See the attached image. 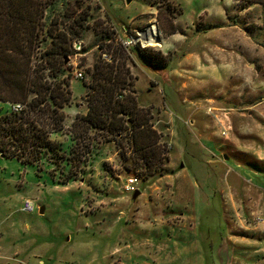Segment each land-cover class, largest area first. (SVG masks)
I'll list each match as a JSON object with an SVG mask.
<instances>
[{"label": "rangeland", "instance_id": "374dc122", "mask_svg": "<svg viewBox=\"0 0 264 264\" xmlns=\"http://www.w3.org/2000/svg\"><path fill=\"white\" fill-rule=\"evenodd\" d=\"M43 1L46 28L55 21L52 28L69 39L71 103L65 131L53 136L61 152L69 154L75 115L87 111V70L97 59L111 61L100 48L119 44L131 50L137 103L151 111L166 160L163 176L143 179L125 141L121 158L99 136L72 171L48 152L33 164L0 154V264H264V6ZM151 24L158 47L129 44ZM43 34L36 53L50 47ZM135 48L170 60L164 70L149 69ZM188 55L199 59L184 60ZM208 107L230 113L226 139ZM10 113L0 102V119ZM27 200L33 212L23 209Z\"/></svg>", "mask_w": 264, "mask_h": 264}, {"label": "trees", "instance_id": "16d2710c", "mask_svg": "<svg viewBox=\"0 0 264 264\" xmlns=\"http://www.w3.org/2000/svg\"><path fill=\"white\" fill-rule=\"evenodd\" d=\"M232 1L241 9L251 4L264 6V0ZM48 6L43 0H0V102L23 106L21 112L0 119L1 156L33 164L48 152L53 159L66 161L72 171L92 154L99 136L105 143H114L121 158L126 154L125 141L144 172L143 179L163 176L166 151L161 135L153 128L151 111L138 106L133 88L136 78L127 66L131 50L119 44L114 49L107 45L105 52L100 48L111 61L97 59L87 70L88 79L82 81L87 111L75 115L66 132L69 154L64 155L60 144L52 140L65 131L64 109L71 103V89L69 75L65 76L69 39L52 28L55 21L50 20L46 28ZM43 31L51 40L50 47L36 53L44 41ZM133 52L152 70H164L170 60L161 52L139 48Z\"/></svg>", "mask_w": 264, "mask_h": 264}, {"label": "built area", "instance_id": "2783aa9c", "mask_svg": "<svg viewBox=\"0 0 264 264\" xmlns=\"http://www.w3.org/2000/svg\"><path fill=\"white\" fill-rule=\"evenodd\" d=\"M137 41L140 40H133L131 38L129 40V44H135ZM77 80H83V76L81 73H78L75 77ZM23 109V106L20 104H13L11 105V113H19ZM207 114L212 117V119L216 122V125L220 128V135L222 138L226 139L228 137L229 131L231 130L230 126H227V119L230 117V113L226 112L225 110L222 109H217L213 107H208L207 109ZM133 180H130L127 185V189H132L130 188V184H132ZM23 209L28 212H33L34 211V205L31 201H24L23 204Z\"/></svg>", "mask_w": 264, "mask_h": 264}, {"label": "bare ground", "instance_id": "6f19581e", "mask_svg": "<svg viewBox=\"0 0 264 264\" xmlns=\"http://www.w3.org/2000/svg\"><path fill=\"white\" fill-rule=\"evenodd\" d=\"M143 46H159L160 45V39L159 34L156 26L154 24H151L148 26V28L145 31L144 37L140 39Z\"/></svg>", "mask_w": 264, "mask_h": 264}, {"label": "crops", "instance_id": "0c3cea01", "mask_svg": "<svg viewBox=\"0 0 264 264\" xmlns=\"http://www.w3.org/2000/svg\"><path fill=\"white\" fill-rule=\"evenodd\" d=\"M233 2V1H232ZM233 4H234V2H233ZM199 58H197V57H191L190 55H188V56H186V58H184V60H186V61H189V60H191V61H193L194 63L198 60ZM190 124H195V121L194 120H192V121H190ZM54 136V135H53ZM53 136H52V140H55V139H53ZM67 139V138H66ZM118 262V261H117ZM120 262H118V264H119ZM121 264V263H120Z\"/></svg>", "mask_w": 264, "mask_h": 264}, {"label": "water", "instance_id": "95a60500", "mask_svg": "<svg viewBox=\"0 0 264 264\" xmlns=\"http://www.w3.org/2000/svg\"><path fill=\"white\" fill-rule=\"evenodd\" d=\"M130 2V0H126V3H129ZM147 29V28H146ZM145 29L144 30H141V31H139V33H138V38H133V40H140V39H142L143 37H144V34H145ZM67 61H68V59H66L65 60V62L67 63ZM137 195V193L135 194V196ZM41 213H42V211H41Z\"/></svg>", "mask_w": 264, "mask_h": 264}]
</instances>
